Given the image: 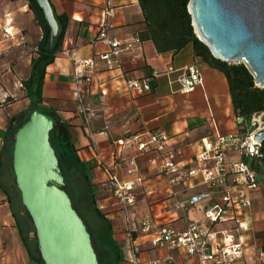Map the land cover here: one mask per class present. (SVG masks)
I'll use <instances>...</instances> for the list:
<instances>
[{
    "label": "crops",
    "instance_id": "0c3cea01",
    "mask_svg": "<svg viewBox=\"0 0 264 264\" xmlns=\"http://www.w3.org/2000/svg\"><path fill=\"white\" fill-rule=\"evenodd\" d=\"M50 2L57 14L68 17V25L61 50L46 68L42 106L55 111L69 128L76 155L93 185L97 205L110 224L117 264H131L133 251L126 234V216L113 198L108 169L123 180L141 178L130 213L137 229L134 232L137 257L156 260L174 253L181 262L180 251L153 246V235L138 230L140 221L153 216L160 223L169 222L177 230H184L185 219L202 221L204 209L223 203L225 187L204 183L201 174L188 177L184 185L172 187L168 178L150 165L154 151L142 153L136 145L121 147L118 140L145 130L163 131L169 137L168 146L182 150L177 156L181 168L196 165L195 157L201 146L210 144L219 134L239 133L225 74L197 56L192 44L177 53L159 52L152 40H142L140 31L145 24L138 0ZM109 8L111 15L106 14ZM105 23L108 35L123 43L120 65L107 68L103 61H98L92 69L79 67L74 59L91 58L110 49L98 37ZM64 49L69 50V55L62 52ZM193 64L201 70L202 83L183 93L179 78L183 69ZM143 78L150 79L151 91L139 94L127 89L128 80ZM27 99L30 98L23 100ZM9 130V121L0 119V156L9 147L12 150ZM233 158L241 156L236 153ZM206 164L212 167L213 160H207ZM258 182V186L245 189L251 206L243 209L247 229L242 235L247 249L242 264H264V257L256 258L264 251V175ZM202 191H211L212 197L198 206H189L183 214L173 211L176 198L186 199ZM0 264H38L30 258L11 204L3 195H0ZM187 264L195 261L189 260Z\"/></svg>",
    "mask_w": 264,
    "mask_h": 264
},
{
    "label": "built area",
    "instance_id": "2783aa9c",
    "mask_svg": "<svg viewBox=\"0 0 264 264\" xmlns=\"http://www.w3.org/2000/svg\"><path fill=\"white\" fill-rule=\"evenodd\" d=\"M112 9L106 10L111 15ZM98 37L110 49L91 58L74 59L79 67L94 68L98 61H103L107 68L120 65L119 52L122 41L111 38L107 33V23L100 30ZM130 45L125 48L128 49ZM69 55V50L64 49ZM170 70H173L170 67ZM157 74V73H156ZM181 92L189 93L202 83V73L197 64L187 66L179 78ZM258 84V83H257ZM127 89L143 94L151 91L149 78L130 79L126 82ZM237 121L241 118L237 117ZM264 130V110L254 113L249 122V129L245 134H219L208 144L201 146L196 154V165L182 169L177 156L182 154L180 148L168 146V135L159 130H145L125 139L118 140L121 147L136 145L142 153L155 152L149 163L159 173L168 178L170 185L186 184L188 177L202 175L204 183L219 184L225 187L222 204L204 209L205 218L202 221L185 219V229L177 230L171 223H160L153 216H146L140 221L138 230L144 234H152L151 243L155 247H167L170 251L181 252L182 261L176 254L156 260H145L137 257V244L130 220L132 207L137 200V188L141 178L123 180L109 169V184L113 198L120 210L126 216L127 238L133 251L131 264H187L194 260L195 264H242L247 249L242 231L247 229L246 219H243V209L251 206V200L246 196L245 189L258 186V172L244 158H260L264 156V142L256 137ZM241 159L233 158L234 154ZM213 160V166L208 167L207 160ZM134 163V161H131ZM131 172V171H130ZM212 197L211 191H202L189 198H176L172 203L173 211L177 214L189 206H198L201 201ZM264 257L260 251L256 258ZM255 259V258H254ZM245 261V260H244Z\"/></svg>",
    "mask_w": 264,
    "mask_h": 264
},
{
    "label": "water",
    "instance_id": "95a60500",
    "mask_svg": "<svg viewBox=\"0 0 264 264\" xmlns=\"http://www.w3.org/2000/svg\"><path fill=\"white\" fill-rule=\"evenodd\" d=\"M51 29L59 23L50 0H36ZM198 38L229 64L244 63L264 89V0H190ZM53 115L35 108L16 129L12 169L21 203L35 228L45 264H100L92 234L65 188V176L51 141ZM264 142V130L256 137Z\"/></svg>",
    "mask_w": 264,
    "mask_h": 264
},
{
    "label": "trees",
    "instance_id": "16d2710c",
    "mask_svg": "<svg viewBox=\"0 0 264 264\" xmlns=\"http://www.w3.org/2000/svg\"><path fill=\"white\" fill-rule=\"evenodd\" d=\"M26 1L42 30V37L37 44L38 55L32 60V72L27 81V87L30 89V93L27 95L30 98V108L22 121H19L17 117L9 120L10 128L12 123L15 124L14 128H11L12 130L10 129L8 133L11 145L16 129L35 108L54 116L55 127L51 131V141L65 176V188L72 198L74 207L79 211L88 225L100 264H115L118 259V253L116 252V255L113 253L116 251V245L112 237L110 224L105 219V213L97 205V197L93 185L88 178L85 166L76 155L69 128L55 111L45 109L42 106V89L46 68L54 61L57 53L62 48L68 25V17L55 12L59 23V32L52 38L50 26L37 1ZM138 1L144 15L143 22L145 24V28L140 31V38L142 40H152L159 52L172 51L177 53L187 45L192 44L197 56L225 74L235 114L241 118V121L238 122L239 133L245 134L249 129L251 116L256 112L264 110V89L258 86L250 69L244 63L229 64L216 58L208 46L198 38L188 10L190 0ZM251 159L252 162L250 161ZM244 160L249 163L251 162L250 166L258 172L261 169L260 161L264 160V156L260 158H244ZM1 162L0 157V165H2ZM0 187L7 195L11 204L12 213L17 221L20 235L30 258L38 264H45L40 255H37L32 239L28 235L30 230L26 229V226L29 223L25 225L21 224L20 212L12 205V190L8 189L2 182H0ZM35 240L37 241L36 237Z\"/></svg>",
    "mask_w": 264,
    "mask_h": 264
},
{
    "label": "rangeland",
    "instance_id": "374dc122",
    "mask_svg": "<svg viewBox=\"0 0 264 264\" xmlns=\"http://www.w3.org/2000/svg\"><path fill=\"white\" fill-rule=\"evenodd\" d=\"M41 37L42 30L26 0H0V119L3 121L14 117L22 121L26 117L30 99H23L30 93L27 81L32 72V60L38 55L37 44ZM14 126L12 123L11 128ZM11 151L9 147L0 156V182L12 190V205L20 212L21 224L29 223L26 229L30 230L28 235L39 256L34 225L21 204L20 192L16 188ZM250 161L252 162V159ZM260 168L258 179L261 181L264 175V160L260 161ZM0 195L8 199L1 187Z\"/></svg>",
    "mask_w": 264,
    "mask_h": 264
}]
</instances>
